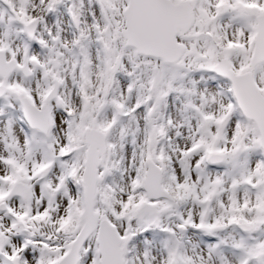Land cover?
I'll return each instance as SVG.
<instances>
[{
	"label": "snow or ice",
	"instance_id": "obj_1",
	"mask_svg": "<svg viewBox=\"0 0 264 264\" xmlns=\"http://www.w3.org/2000/svg\"><path fill=\"white\" fill-rule=\"evenodd\" d=\"M0 264H264V0H0Z\"/></svg>",
	"mask_w": 264,
	"mask_h": 264
}]
</instances>
